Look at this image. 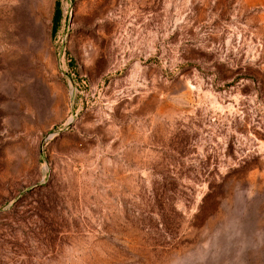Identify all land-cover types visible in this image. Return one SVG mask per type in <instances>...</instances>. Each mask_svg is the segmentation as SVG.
<instances>
[{
  "label": "rangeland",
  "instance_id": "rangeland-1",
  "mask_svg": "<svg viewBox=\"0 0 264 264\" xmlns=\"http://www.w3.org/2000/svg\"><path fill=\"white\" fill-rule=\"evenodd\" d=\"M0 264H264V0H0Z\"/></svg>",
  "mask_w": 264,
  "mask_h": 264
},
{
  "label": "trees",
  "instance_id": "trees-1",
  "mask_svg": "<svg viewBox=\"0 0 264 264\" xmlns=\"http://www.w3.org/2000/svg\"><path fill=\"white\" fill-rule=\"evenodd\" d=\"M62 11H61V5H60V2L57 1L56 3V12H55V18H54V22H53V32L56 33L59 28H60V21L62 19ZM165 218L167 217H164V220Z\"/></svg>",
  "mask_w": 264,
  "mask_h": 264
}]
</instances>
